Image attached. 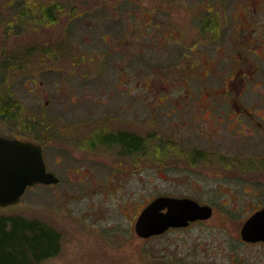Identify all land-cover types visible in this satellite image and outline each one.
<instances>
[{
	"label": "rangeland",
	"instance_id": "rangeland-1",
	"mask_svg": "<svg viewBox=\"0 0 264 264\" xmlns=\"http://www.w3.org/2000/svg\"><path fill=\"white\" fill-rule=\"evenodd\" d=\"M144 1L152 6L159 0ZM16 2L0 0V97L8 94L16 103L11 108L15 115L0 116V132L7 137L34 142V136L41 130L45 133L48 115L53 111L56 119L68 123L56 132L62 138L75 140L70 145L66 140L67 145H57L54 141L55 144L44 146L48 170L60 177V181L27 187L16 204L0 207V213L36 217L61 231L60 252L41 264H264V241L245 242L239 233L243 220L264 206V190L251 187L254 179L244 178L240 172L237 173L239 183L220 182L223 174L233 173L224 160L223 146L220 147L221 154L209 156L207 147L162 142L166 133L162 131V117L158 114H139V120L152 117L150 135H153L149 165L139 169L140 177L112 179L118 188L102 189L80 182V179H87L82 176V163L88 164L95 179L104 180V173L97 171L94 165L103 166L101 161H95L94 157L77 160L72 155L86 149L82 144L75 145L84 137L82 129L75 128L81 117L79 107L85 104L81 98L83 76L95 74L98 56V60L103 61L102 66L110 69V64L114 65L112 74L106 72L113 78H103L109 79L104 89L125 88V83L119 81L124 73L121 75L118 71L119 64L113 60L115 55L101 57L110 47L120 45L114 41L116 46L103 44L102 48H97V42L100 34L104 33L107 41L110 39L107 35L114 32L112 13L115 16L129 14L134 3L129 0H24L25 4L19 6ZM53 3L58 4V8L47 12ZM22 10L28 11L29 16L21 15ZM169 10L177 13L176 8ZM151 11L156 14L158 9ZM100 16H104L103 24L98 22ZM144 32L132 34L134 43L142 42ZM156 37L155 34L154 39ZM50 43L53 48L51 58L47 54ZM153 44L157 46L155 41ZM36 47L37 53L32 52ZM15 51L21 54L17 65L7 59ZM146 75L135 77L139 79L134 90H145L146 97L142 99L154 110L151 102L162 100V84L166 90L174 89L176 85L167 75L162 78V73ZM151 97L154 99L150 101ZM135 105L142 106L141 103ZM70 112L74 116H70ZM145 126L149 124L145 123ZM157 142L162 145L156 146ZM75 148L79 153L74 151ZM191 148L199 149L209 158L191 164ZM111 153L112 147L103 145L98 151L91 152L99 156ZM242 153L252 155V159L259 157L252 152V147ZM178 160L179 168H175ZM140 164L143 166L144 163ZM73 167L79 172L72 170ZM217 183L231 185V188L218 189ZM239 185L249 187L243 191L237 187ZM262 185L264 187V183ZM159 194L183 195L210 204L212 215L187 227L169 228L162 234L143 239L134 231V220L130 222L129 216L138 213Z\"/></svg>",
	"mask_w": 264,
	"mask_h": 264
},
{
	"label": "flooded vegetation",
	"instance_id": "flooded-vegetation-1",
	"mask_svg": "<svg viewBox=\"0 0 264 264\" xmlns=\"http://www.w3.org/2000/svg\"><path fill=\"white\" fill-rule=\"evenodd\" d=\"M129 1L134 3L129 14L115 16L112 13L111 25L115 29L107 35L110 41H106L103 33L97 42V48H102L103 44L116 46L112 43L114 41L120 45L110 47L101 57L115 55L113 60L119 64L117 69L121 75L124 73L119 81L125 83V88L115 91L104 89L109 79L103 78H113L106 72L112 74L114 65L110 64V69L102 66L103 61H99L98 56L95 74L83 76L84 93L81 98L85 104L79 107L81 117L75 128L82 129L84 137L75 145L82 144L86 149L79 153L75 148L79 154L72 155L77 160L94 157L95 161H101L103 166L94 165L97 171L104 173V180L95 179L88 164L82 163V176L87 179H80V182L102 189L118 188L112 179L140 177L138 172L150 161V141L147 139H150L152 117L139 120V114L149 116L151 112V115L162 117V131L166 133L162 142L207 147L209 156L221 154L220 147L223 146L224 160L229 163L228 167H232L233 173L223 174L220 182L239 183L237 173L240 172L244 178L254 179L251 187L264 190V0H159L152 6L144 0ZM152 8L158 9L156 14ZM171 8H176L177 13H172ZM98 22L103 24L104 16H100ZM143 30L142 42L134 43L132 34ZM33 51L37 53V47ZM52 53L50 43L47 50L50 58ZM20 55L15 51L7 57L8 62L17 65L21 61ZM160 73L162 78L167 75L176 88L166 90L162 84V100L151 97L150 101L154 99L151 106L155 107L151 110L149 103L142 99L146 97L145 90H134L139 79L135 77ZM169 76L174 79H169ZM6 97L8 94L1 95L0 109L6 106ZM46 103H49L47 98ZM135 103L142 106L136 107ZM70 116L74 113L70 112ZM63 123L51 111L45 133L41 130L34 136V142L41 145L46 170L44 146L55 144L54 141L57 145H67L66 140L69 145L75 141L70 137L62 138L56 132L60 126H68V123ZM145 123L149 126L146 127ZM0 134L3 135L2 132ZM108 134L115 135L117 139L112 142L103 140L102 137ZM123 134L136 137L141 142L137 147H130L119 139ZM93 135L99 139H93ZM102 145L111 146L112 153L91 154ZM249 147L259 157L244 156L242 152ZM189 151L192 153L191 164L201 158H209L199 149L191 148ZM179 163L178 160L174 167L179 168ZM72 170L79 172L76 167ZM220 184L217 183L216 188H231V185ZM237 187L245 191L249 185ZM139 212L130 214V222L134 220L135 223Z\"/></svg>",
	"mask_w": 264,
	"mask_h": 264
},
{
	"label": "water",
	"instance_id": "water-1",
	"mask_svg": "<svg viewBox=\"0 0 264 264\" xmlns=\"http://www.w3.org/2000/svg\"><path fill=\"white\" fill-rule=\"evenodd\" d=\"M57 181L58 177L46 170L40 144L0 134V207L16 204L27 187ZM212 212L210 204L191 197L160 194L140 210L134 230L139 237L147 238L207 220ZM239 233L245 242L264 241V207L244 219Z\"/></svg>",
	"mask_w": 264,
	"mask_h": 264
},
{
	"label": "trees",
	"instance_id": "trees-1",
	"mask_svg": "<svg viewBox=\"0 0 264 264\" xmlns=\"http://www.w3.org/2000/svg\"><path fill=\"white\" fill-rule=\"evenodd\" d=\"M16 1L19 6L25 3L24 0ZM53 4L49 6L47 12H53L55 8H58V4ZM29 8L31 10L30 6ZM21 15L29 16V13L22 10ZM32 52H34L33 49ZM5 99L6 106L0 109L2 112L0 116L9 118L15 115L14 111L13 114L11 113V108L16 106V103L10 95ZM102 138L109 142L117 139L111 134ZM152 138L153 135H150V139H147L150 145ZM93 139H99V136L93 135ZM119 139L127 142L130 147H137L141 142L140 139L126 136V134L119 136ZM161 145L160 142L156 144V146ZM61 241V231L45 220L18 213H0V264H41L45 259L58 255L61 250Z\"/></svg>",
	"mask_w": 264,
	"mask_h": 264
},
{
	"label": "bare ground",
	"instance_id": "bare-ground-1",
	"mask_svg": "<svg viewBox=\"0 0 264 264\" xmlns=\"http://www.w3.org/2000/svg\"><path fill=\"white\" fill-rule=\"evenodd\" d=\"M25 4V3H24Z\"/></svg>",
	"mask_w": 264,
	"mask_h": 264
}]
</instances>
